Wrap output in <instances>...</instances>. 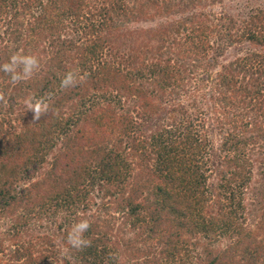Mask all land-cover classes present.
<instances>
[{
	"label": "trees",
	"instance_id": "16d2710c",
	"mask_svg": "<svg viewBox=\"0 0 264 264\" xmlns=\"http://www.w3.org/2000/svg\"><path fill=\"white\" fill-rule=\"evenodd\" d=\"M205 1L148 0L177 21L163 25L156 42L143 43L119 35L134 13L122 0H0V39L17 44L11 53L0 47V65L17 53L44 63L41 48L52 46V69L39 84L10 92V77L0 71V217L15 216L4 235L16 245L12 260L264 264V147L258 150L254 141V134L264 141V9L253 10L227 35L211 15L189 14ZM27 15L32 20L22 22ZM216 35L215 53L250 47L213 74L207 64ZM70 52L78 64L55 68L70 60ZM70 71L85 78L62 89ZM201 73L206 82L196 79ZM201 83L210 86L211 100L233 113L231 130L218 145L202 123ZM183 97L191 110L145 132L143 122L157 116L155 104L182 107ZM29 100L48 104L39 120L28 110ZM252 111L260 114L249 124ZM48 150L56 151L57 163L23 193L16 191L15 183L43 164ZM215 158L221 169L211 184ZM248 195L258 198L251 212ZM117 214L123 220L118 244L108 232ZM81 219L90 223L84 234L90 244L71 249L67 233ZM224 239L231 244L219 251Z\"/></svg>",
	"mask_w": 264,
	"mask_h": 264
},
{
	"label": "rangeland",
	"instance_id": "374dc122",
	"mask_svg": "<svg viewBox=\"0 0 264 264\" xmlns=\"http://www.w3.org/2000/svg\"><path fill=\"white\" fill-rule=\"evenodd\" d=\"M122 1L126 3L128 7L132 8L134 12L128 15L131 21L129 23H126L123 28L119 29L120 31L119 35H121L123 39L141 38L140 40H142L143 43H148L149 40L150 42H156V40H158L159 38L158 35L161 33L160 28L163 25H166L167 22L174 23L177 21L176 18L170 17L168 14L164 13L163 11L156 10V8H154L151 5V3L148 4V0H122ZM258 8L264 9V0H208V1H205L198 8L189 11V14L191 12H195V13L203 12V13L211 15L213 19L218 24L221 25L222 30L225 27V32H227L226 34L228 35V34H235L237 31V27H239V22L243 18H247V16H249V14L253 12V10L258 9ZM20 20L22 22L28 23L30 20H32V17L30 15L22 16ZM156 30H158L157 36L154 37L152 35L156 34L154 33ZM211 41L213 42L215 46L213 47L212 53L208 55V57H211V58L208 60L207 68H209L213 74L220 72L224 68L228 67V65L231 62L235 61L237 58H239L244 53H246L248 48L250 47L249 44H245V45L237 44V45H233L229 47L227 50L223 49L220 52L218 50L215 53L214 48L219 46L217 44V42H219V36L216 35L212 37ZM48 43L44 46L45 49L41 48V52H40V55L43 58H45V59H42L45 62L40 64L38 71L30 79L21 81L20 83L16 84V87H14L15 85L13 86L10 83V79H9V81L7 82V85L10 86L9 88L10 92H14V91L19 92L17 89V86L27 85L30 87V86L39 84L40 81H42L46 77V73L52 69L51 65L48 63V61H50L49 58L52 52V46ZM0 47L2 48L1 51L3 52H4V47H8V51L10 52L14 50V48L17 47V44L7 43V42L2 41V39H0ZM125 47L127 48V46ZM9 55L12 56L11 54ZM74 56L75 55L70 52V60L72 62L69 60V58H67L66 60L62 59L63 65L58 64V65H54V67L55 68H63L64 66L69 67V68L71 66L75 67L78 64V60L75 59ZM64 63H66L67 65H64ZM196 79H199V80L202 79L203 81L206 82L208 77L207 75H204V73H201V75H199ZM204 84H207V83H201V87L204 89V91L198 94L199 97L203 95L206 99L205 103L201 107L202 123L204 126L205 125L207 126V129L214 132V135H215L214 138L217 141L216 144L218 145L219 142L224 137V135L228 131L231 130V127L228 126V124L233 116V113H230V114L226 113L221 108V106H218L214 100H211L210 98L211 95L209 96V94H211L212 92L208 91L207 89L210 86L208 85L207 87H205L206 85L204 86ZM199 86L200 85H197V87ZM3 95L4 94H0L1 97H3ZM157 102L161 103L160 101H157ZM183 102L185 104H183L182 107H176L175 104H169L166 102H162V104H155L156 107H153L154 110L152 111H155V114H157V116L153 119L152 123L143 122V125L145 127V132L147 131L149 133L150 130L157 129L160 126V124H164V123L171 124L172 120L175 117H178L181 113H184L185 111L191 110L190 102H188L186 98L184 97H183ZM8 106H9L8 104H5L4 107L7 109ZM259 114L260 113L256 111L249 112L247 122L249 124L254 123L255 118L259 116ZM259 121H262V118L259 117ZM254 136H255L254 141L257 144V149L259 150V148H263L264 141L262 140L258 141L257 134H254ZM258 142L260 145H258ZM42 152L43 150L40 151V158H42L41 156L43 154ZM44 155H45L44 156L45 162L43 164H39L40 161L37 160L38 163L36 165L31 166L30 172L27 173L28 175L21 176L20 177L21 179L17 181V183H15L14 188L16 191L23 193L24 189L30 187L32 183L43 179L46 176V173L49 171V169H51L54 166V164L57 163L56 159H54L56 156V151L53 152V151L48 150L46 153H44ZM259 157L264 159V151L263 153L259 154ZM219 168L221 169L219 160L215 158V162L212 163V167H211V170H212L211 172L212 175L210 178L211 184L213 183L215 184L217 182L216 174ZM8 171L10 173V170ZM8 171L5 170L3 173L8 175L9 174ZM259 172L260 170H258L256 174ZM27 177H32V179L30 180ZM258 180H260L259 177H258ZM250 198H253V197L248 195L247 200H246V207L248 209V212H251L253 210V208L256 205V201L258 200L257 197L254 198L255 201L251 200ZM22 212H23L22 209H20L18 214ZM5 214L7 217L5 218L0 217V250H1L0 251V264H25L23 261L19 262V261L12 260L10 256L11 254L10 250L15 249L16 245L14 241H11L9 238H6L4 235L6 234V231L11 227V224H12L11 219H13L15 216L14 215L11 216V214H7V213ZM121 225H123V220L118 214L114 215V217L111 218L110 223L108 222V232H110L112 235L117 236L118 238L117 239L118 241H115V243L117 242L120 243L121 241L120 236L123 232ZM39 231H43V230L41 229ZM125 235L126 234H124V236ZM131 237H132L131 235L128 236V238H131ZM185 239H188V238L185 237ZM60 240L61 239L58 237L55 239L57 243H61ZM230 241H231L230 239H224L223 241L217 243V248L219 249V251L226 250L228 246L231 244ZM61 248L64 251L65 249H67L66 245L61 246ZM67 252L68 250L65 251V253Z\"/></svg>",
	"mask_w": 264,
	"mask_h": 264
},
{
	"label": "clouds",
	"instance_id": "9594fccd",
	"mask_svg": "<svg viewBox=\"0 0 264 264\" xmlns=\"http://www.w3.org/2000/svg\"><path fill=\"white\" fill-rule=\"evenodd\" d=\"M40 61L37 56L29 54L17 53L10 57V60L0 65V71L10 77V83L14 86L21 81L30 79L39 69ZM85 77L79 76L77 72H68L64 75L60 82L62 89L74 87L78 82ZM28 110L34 113V119L39 120L42 114L48 111V104L44 100H37L33 103L27 101ZM90 228V223L87 219H81L71 226L67 233L66 243L71 249H83L88 247L90 241L85 238V233ZM68 249H65L67 251Z\"/></svg>",
	"mask_w": 264,
	"mask_h": 264
}]
</instances>
